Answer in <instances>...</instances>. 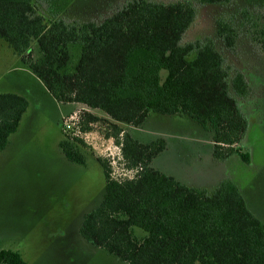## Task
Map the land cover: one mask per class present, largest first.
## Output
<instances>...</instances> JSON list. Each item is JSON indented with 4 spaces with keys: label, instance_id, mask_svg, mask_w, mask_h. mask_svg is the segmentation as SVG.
<instances>
[{
    "label": "trees",
    "instance_id": "trees-1",
    "mask_svg": "<svg viewBox=\"0 0 264 264\" xmlns=\"http://www.w3.org/2000/svg\"><path fill=\"white\" fill-rule=\"evenodd\" d=\"M37 2L0 0V41L55 102L104 114L108 119L79 112V132L104 122V137L119 147L123 168L134 172L115 179L109 163L98 159L105 190L101 203L83 218V239L125 264H264V223L233 183L223 182L212 193L190 189L152 167L164 140L142 144L124 129L142 127L151 114L186 116L212 132L215 156L240 154L231 146L241 142L247 122L229 93L221 55L211 40L182 43L196 15L193 3L127 0L95 23L64 21L54 18L55 11L47 19ZM218 31L231 47L234 30L222 22ZM231 83L234 92L246 93L240 75ZM27 107L24 96L0 92V152ZM59 148L70 162L84 164L65 135ZM240 157L248 161V155ZM134 228L145 235L138 238ZM0 264L28 263L0 248Z\"/></svg>",
    "mask_w": 264,
    "mask_h": 264
},
{
    "label": "rangeland",
    "instance_id": "rangeland-1",
    "mask_svg": "<svg viewBox=\"0 0 264 264\" xmlns=\"http://www.w3.org/2000/svg\"><path fill=\"white\" fill-rule=\"evenodd\" d=\"M126 1L39 0L36 9L47 19H52L55 11L59 14L54 18L64 21L100 23ZM150 1H191L196 15L182 43L211 40L229 77L240 75L248 85L243 96L229 86L248 125L241 142L231 148L248 155V161L237 153L215 156L209 133L186 116L151 114L142 127L124 128L126 133L142 144L163 139L166 149L153 160L152 167L190 189L212 193L223 182L233 183L249 211L264 223V0L216 4ZM222 22L234 30L231 47L218 34ZM78 57L75 48L74 63ZM19 65L18 58L0 41V92L18 93L28 101L17 131L0 152V248L19 253L28 264H125L80 234L84 216L101 203L105 190L97 160L109 163L115 179L134 174L123 168L113 139L104 137V122L94 125L89 133H73L81 111L108 118L80 105L58 104L31 72ZM62 119L69 129H64ZM63 135L77 147L84 159L82 166L62 154L58 144ZM76 138L82 144L74 142ZM134 232L138 238L145 235L137 228Z\"/></svg>",
    "mask_w": 264,
    "mask_h": 264
},
{
    "label": "flooded vegetation",
    "instance_id": "flooded-vegetation-1",
    "mask_svg": "<svg viewBox=\"0 0 264 264\" xmlns=\"http://www.w3.org/2000/svg\"><path fill=\"white\" fill-rule=\"evenodd\" d=\"M236 77V74H234V75H230V77H228L229 78V86H230V88H232V91L234 90L233 89V87H232V83H231V81L234 79ZM243 79V78H242ZM244 84H245V87H246V92H247V89H249V87H248V85L244 82ZM234 92V91H233ZM236 95H240V94H237L236 92H234ZM246 94V93H245ZM240 96H243V95H240ZM236 104H237V102H236ZM237 107H238V105H237ZM238 109H239V107H238ZM240 111V110H239ZM240 113H241V111H240ZM241 115L243 116V114L241 113ZM171 117H175V116H178V115H170ZM181 116V115H180ZM188 118V117H187ZM243 118L245 119V121L247 122V119L243 116ZM189 119V118H188ZM190 120V119H189ZM191 121V120H190ZM193 122V121H192ZM195 123V122H194ZM197 124V123H196ZM198 125V124H197ZM199 126V125H198ZM248 126V125H247ZM200 127V126H199ZM201 128V127H200ZM202 129V128H201ZM203 131H205V132H208L209 133V135H210V137H211V140H212V132H210V131H206V130H204V129H202ZM159 138H155V140H153V141H156V140H158ZM163 140V139H162ZM62 141V140H61ZM60 141V142H61ZM153 141H151V142H153ZM59 142V143H60ZM150 143V142H149ZM213 143V142H212ZM59 145V144H58ZM214 145V144H213ZM60 149V148H59ZM165 149H166V147H165ZM164 149V150H165ZM61 150V149H60ZM214 150V149H213ZM62 152V151H61ZM163 152V151H162ZM161 152V153H162ZM160 153V154H161ZM62 154H63V152H62ZM64 155V154H63ZM64 157H65V155H64ZM66 158V157H65ZM66 160L67 161H69L67 158H66ZM98 161V160H97ZM70 162V161H69ZM72 163V162H71ZM99 163V162H98ZM75 164V163H74ZM77 165V164H76ZM100 165V164H99ZM79 166H82V165H79ZM101 166V165H100ZM102 168V167H101Z\"/></svg>",
    "mask_w": 264,
    "mask_h": 264
},
{
    "label": "built area",
    "instance_id": "built-area-1",
    "mask_svg": "<svg viewBox=\"0 0 264 264\" xmlns=\"http://www.w3.org/2000/svg\"><path fill=\"white\" fill-rule=\"evenodd\" d=\"M77 124H78V121L76 120V121H75V125H76V126H74V128H75V132H74V129H73V133H75L76 135L81 134V133L79 132L78 128H77ZM63 127H64V129H69V128H70V126L67 125V124L65 123L64 120H63Z\"/></svg>",
    "mask_w": 264,
    "mask_h": 264
},
{
    "label": "crops",
    "instance_id": "crops-1",
    "mask_svg": "<svg viewBox=\"0 0 264 264\" xmlns=\"http://www.w3.org/2000/svg\"><path fill=\"white\" fill-rule=\"evenodd\" d=\"M44 90H45V88H44ZM45 92L47 93V91L45 90ZM53 99V98H52ZM59 104V103H58ZM61 105V104H60ZM66 106H68V105H66ZM63 116V115H62ZM64 118V117H63ZM63 120V119H62Z\"/></svg>",
    "mask_w": 264,
    "mask_h": 264
}]
</instances>
